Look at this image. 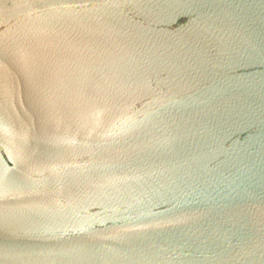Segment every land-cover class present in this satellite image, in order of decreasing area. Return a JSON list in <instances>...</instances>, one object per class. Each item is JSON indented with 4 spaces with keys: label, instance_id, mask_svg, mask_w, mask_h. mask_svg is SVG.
Here are the masks:
<instances>
[{
    "label": "water",
    "instance_id": "1",
    "mask_svg": "<svg viewBox=\"0 0 264 264\" xmlns=\"http://www.w3.org/2000/svg\"><path fill=\"white\" fill-rule=\"evenodd\" d=\"M0 264H264V0H0Z\"/></svg>",
    "mask_w": 264,
    "mask_h": 264
}]
</instances>
